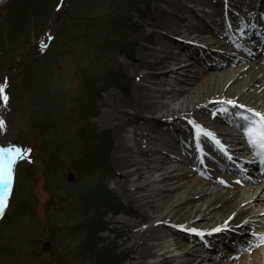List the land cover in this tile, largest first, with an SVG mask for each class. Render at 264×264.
<instances>
[{
	"label": "trees",
	"instance_id": "16d2710c",
	"mask_svg": "<svg viewBox=\"0 0 264 264\" xmlns=\"http://www.w3.org/2000/svg\"><path fill=\"white\" fill-rule=\"evenodd\" d=\"M146 2L7 0L0 5V85L8 97L0 99L5 123L0 133L5 138L16 128L41 152L49 196L38 218L26 194L31 185L26 157L18 160L0 237L13 244L9 232L17 224L20 247L31 250L20 260L23 248L14 243L12 253L17 251L6 264H123L127 259L119 247L125 232L113 219L134 212L105 183L111 133L94 118L103 93L130 89L118 57L132 59L133 43L147 20ZM27 8L31 12L15 21ZM67 170L75 174L73 184L65 180ZM35 229L53 245L44 260L35 255Z\"/></svg>",
	"mask_w": 264,
	"mask_h": 264
},
{
	"label": "rangeland",
	"instance_id": "374dc122",
	"mask_svg": "<svg viewBox=\"0 0 264 264\" xmlns=\"http://www.w3.org/2000/svg\"><path fill=\"white\" fill-rule=\"evenodd\" d=\"M164 2L163 0H147L145 10L147 20H145L143 23L144 29L138 36L140 37L139 40H136L133 43V51L130 52L133 55L132 59H125L122 55L118 57L122 72L130 79V89H133V84L139 82L138 78L134 76V74L136 75V72H138V74H146L150 70L155 72L164 70H177L176 74H170L171 72H168L169 74L166 75V77L160 76L159 78H149L147 83L155 90L159 87L170 86L167 84L170 78L177 77L183 79L185 77V70L181 69H185V66L180 64H186V61H188L190 57L186 56L185 52H179V48L182 46H188L196 50V57L194 59L190 58L189 60L192 65L190 66L191 73L197 71L199 74V79L196 83L198 91L205 89L206 86L210 82H214L215 79L221 80L223 82L228 80V75L232 73H237L238 76L234 81H231V79L228 80L225 85L226 87L231 85L233 89L237 87L238 90H242L244 84H250L253 78L249 72L243 70L245 68L246 60H256L262 58L264 62V34L262 32H258V26H260L259 24L264 21V0H222V7L218 5L216 0H201L199 3L188 2L187 0H164ZM168 2L172 3L175 10L171 9L167 5ZM160 9H164L166 14L164 16V18H166V23L164 25L159 24L158 11ZM188 10H190V12ZM30 12L31 9L27 8L26 12H23L21 15H18L15 18V21L21 22L22 18L24 17V13L26 15ZM182 12H185V15H187L186 18L189 22L198 23L197 26H201L202 29H200L201 27L193 28L187 23H181L179 20L182 17ZM159 25H162L163 30L159 27ZM177 27H179V31L176 32L177 34L171 35L177 30ZM161 30L162 36L159 38L161 43H164L167 47L169 46L172 52L179 53L175 60L170 59L164 64H153V69L144 68L141 70L142 67L138 61L142 55H147L149 52L147 50L148 47L153 46L154 41L160 37ZM212 41H217V44H211ZM154 48H156L155 53L158 57H164L166 55V50H162L159 45H154ZM126 69H129L131 76L127 75L125 72ZM211 76L213 77L211 78ZM171 86L174 87V89H180L184 85L181 83H172ZM225 86L224 89L226 88ZM128 93H120L115 89H111L103 93L98 101L97 113L94 118V121L98 127L106 129L111 133L112 143L109 154L111 173L107 176L105 183L108 189L120 197L124 203L130 205L134 212L133 216L119 214L113 219L117 226L121 227L125 232V235L119 242L120 249H126L128 254V257L123 262V264L137 263V260L134 256V251L132 250V244H136V242L140 240V237L136 238V233L138 230L142 228H148L154 223L158 222L154 218L158 214L152 212L151 209H149L146 201L149 202V205H155L157 202L161 201V199H159L160 196L153 197L152 180L156 179L158 175L163 172V170L160 166L156 169L150 170V168H152V155L156 153V156H158L159 152L169 156V161L162 163V166L166 167V169L171 173L182 174L185 169L187 171L188 169H191L192 171H190L191 173L189 178L190 182L192 181V186L194 187L199 188L198 182L213 176V183L211 182L206 187L207 194L210 191L223 194L225 192L223 186L225 185H228L230 189L236 192V197L228 198L227 201L225 199L218 198L211 201V204L208 202V198L199 199V197H197L191 202H186L184 205H182L183 207L180 209L175 218L170 219L167 217L163 221V226L165 228L169 227V230L171 226H174L184 234H191L193 237H200V241H198V248L202 250L203 246L201 243L204 244V247L209 245V248L211 249L210 252L204 251L209 260H219L218 253L224 252L227 253L226 258L227 256H233L234 254H238V256L229 257L228 259L224 258L221 260V264H253L252 262L255 260L254 258L257 255V262L259 261V264H264L263 260H259V255L261 256L259 249L264 246V243L253 247L251 251L248 249V251L245 250L243 252H237L236 249L228 250V248L232 246L235 247L237 245L238 239L240 237L242 238L243 245L248 248L247 246L252 245L251 242L255 239V236L264 233V226L260 227L255 224V218L259 215H264V200L261 204L250 202L252 197L247 200V198H249L251 195H254V193L257 194L260 190H264V179H262L260 174L259 166L253 165V162L257 161L255 154H250L249 156L248 154H245L248 151L242 148L245 146V143L243 142L244 137L240 139L235 137V140L230 142L232 146L230 145L229 148V145L224 144L225 136L223 134H215L216 139H218L226 149L225 154V152L216 150L218 145H216L212 140L207 137L200 136L202 138L200 141V149L202 148L205 150L200 153L202 154V157L206 159L208 165L205 167L209 170L205 173L198 169L199 164L189 161L188 156L190 152L188 149H186V152H179L176 147L172 149H166V146L161 144L163 140L160 137L163 138L165 136L171 137L173 142L176 145L178 144L177 142L179 140L177 141V138L179 132L178 129L175 128V126H177L178 119L174 120L170 113H155L152 115V119L154 122H156L155 129L159 138H156L155 141L146 147L148 148L147 155L133 156L139 160V166L141 165L144 167V170H150L148 171L149 173L147 175L152 176L148 181H145L147 175L143 174L142 177L135 181L136 175L132 173V169L130 168V173L126 176L127 179L124 180L122 177L124 173L118 171L112 163V157L114 156L115 149L114 136L119 133V130L113 125L112 119L107 117V112L110 115L113 113L117 114L120 117V120L125 122V130L127 129V131H130L135 125V123L129 118L131 117V108L125 106H119L117 108L115 106L117 103L131 101V97H128ZM231 94L233 93L231 92ZM222 100H231V97ZM163 101L169 102V99L164 97ZM223 104L228 105L227 103ZM237 104L240 105L239 103ZM177 107L178 102L172 103L168 106L169 109H176ZM208 114L209 113H206L204 117H206ZM1 115L2 114L0 113V117ZM142 115L147 118L149 117L146 112H144ZM197 124L202 126L201 123ZM203 128L205 129V127ZM237 129L239 132L244 130L242 127ZM2 135L3 134L0 133V157L4 155L3 150L16 148L21 149L22 156L26 155V167H28V175H30L31 180V185L27 189L29 191L26 192V194L33 203L32 207L34 214L38 216V218L43 217L45 212V204L49 198L43 187L42 170L44 167L45 158L41 152H39V150L30 145L28 137L26 135H22L21 132L19 133V131H16V128L10 129L9 135L7 137L4 138ZM191 136L194 138L198 136L197 130L193 124L190 127V131L186 139ZM136 140L142 148L147 146L145 143V137H138ZM211 144H214L216 149L211 147ZM234 145H239V147H233ZM198 151L199 150L196 152ZM226 155L231 157L230 163H232L233 166L230 167L231 169L227 168V161L225 159ZM145 162H147V165ZM67 171L64 173L65 178ZM159 176L160 178H163V176L166 175ZM227 178H230L234 180L236 184L241 185L236 186V184L227 181ZM131 180L134 181L133 184H130ZM176 180L179 181V178L175 179V181ZM121 181L124 183H122V188L120 189L118 185L121 184ZM145 183L146 185L142 187L141 185ZM134 186L140 187L136 190H133ZM180 191H182V187L169 189L164 191V193L167 194V196L173 197L174 195L176 196V194L179 196L178 193ZM146 195L147 197H145ZM12 197L11 187L10 196L8 198L10 202H13L11 201ZM134 197L141 199L135 200ZM241 197L242 200L244 198L242 204L249 202L248 208L246 209L243 217L234 220L230 224L228 223L226 229L216 232V234L213 235L214 239L211 240L210 238H206V234L209 231L216 228L217 226H223L225 221L229 222L233 218L234 214L238 212V209L235 208V202L238 199L241 200ZM198 207H200L202 210H206L207 213L209 212L207 214V218L213 216L216 219L215 221L209 222L207 225H204V222H200L196 225V227H191L203 232L204 235H197L189 231L188 229H190V227L186 226L187 222H180L184 218L189 219L188 222L192 219L200 218L201 212L194 211V209ZM230 217L231 219H229ZM244 220H248L250 223L249 225H244L242 228H240V225ZM207 227L209 228L206 229ZM34 231L33 235L38 238L36 240L37 245L34 247L36 251L35 255L38 260H44L50 255L53 245L50 246V250L48 252L44 251L42 248L43 244L47 241L50 242V240L46 238V234L40 229H35ZM19 232L22 234L20 227L17 224H14V227H12L10 230L9 235L12 239L11 241L17 243L19 249L23 248L22 254L19 253L18 259L27 260V254L31 249L27 247H20L22 244L20 242L21 237L19 238ZM4 237H0V264H6V262L10 261L12 254L17 251L15 250L12 253V248L15 246V244L13 243V245L12 243H8L7 241L9 238L6 236ZM172 237L175 238V236L166 238L167 246L170 245L169 240H172ZM160 243L161 240H155L152 242V251L156 253L155 255L146 258V262L156 264L160 263L161 257L157 255V250L159 248L158 245ZM187 243L188 247H196L195 242L191 241ZM256 244L257 241H255L254 245ZM223 247L226 249L223 250ZM182 251L183 248L174 249L173 246H170L167 255L175 254L176 252L178 255ZM245 256L248 257L245 258Z\"/></svg>",
	"mask_w": 264,
	"mask_h": 264
},
{
	"label": "bare ground",
	"instance_id": "6f19581e",
	"mask_svg": "<svg viewBox=\"0 0 264 264\" xmlns=\"http://www.w3.org/2000/svg\"><path fill=\"white\" fill-rule=\"evenodd\" d=\"M3 0H0V2ZM166 1V0H165ZM188 2H196L199 3L201 0H187ZM218 5L222 7V0H216ZM164 2V0H163ZM166 3V2H164ZM167 5L175 10L172 3L168 2ZM190 9V8H189ZM192 9V7H191ZM190 12V10H188ZM264 12V10H263ZM164 9H160L158 11V18H159V24L164 25L166 23ZM222 15V14H221ZM187 15H185V12H182V17L179 21L181 23H187L191 27H201L197 26L198 23L196 22H189L186 18ZM162 25H159V27L163 30ZM258 26V32H263L264 30V21L259 24ZM177 30L173 32V34H177L176 32L179 31V27L176 28ZM202 29V27L200 28ZM162 30L160 31V37H158L154 43L153 46L148 47V53L147 55H142L140 57V60L138 63H140V66L142 67L141 70L144 68L147 69H153V64H164L170 59H176V56L178 53L185 52L186 56H189L190 58L196 57V50L188 47V46H182L179 48V52H172L170 47L166 46L164 43H161L160 39L162 36ZM164 32V31H163ZM264 41V39H263ZM217 44V41H212L211 44ZM154 45H159L162 50H166V55L164 57H158L155 53ZM189 58V59H190ZM188 59L186 61V64H180L185 66L184 72V78H177L173 77L168 80V87H159L158 89H153L149 86L148 79L151 77L159 78L160 76L163 77L168 75V72L175 73L177 70L172 71H160L155 72L150 70L146 74H138L136 72V76L138 78V83L133 84V89H130L128 93V97H131V101H126L125 103H117L115 106L118 108L119 106H125L131 108V119L132 122L135 123L133 128L130 131L125 130V122L120 120V117L117 114H108L107 117L112 119L113 125L119 130V133L114 136V142H115V149H114V156L112 163L114 164L115 168L118 171H121L124 173L122 176L124 180L127 179V175L130 173V168L132 169V173L136 175V180H138L140 177L143 176V174L147 175L151 169H156L157 167H161L163 172L159 175H166L163 176V178L158 177L156 179L152 180V193L153 197L160 196L159 199H161L160 202H157L155 205H149V202L146 201V204L148 205L149 209H151L152 212L157 213L154 218L156 223L151 225L148 228H142L139 229L136 233V238L140 237V240L136 242V244H132L134 256L137 260L136 264H156V263H150L146 262L145 259L148 257H151L155 255L156 252L152 251L151 244L155 240H161V243L158 245V256L161 257L159 264H170V263H181V264H221L222 259H228L229 257H236L238 254H234L233 256H227V253H218L219 260H209L208 256L204 251L210 252L209 245H206L204 247V244L201 243L203 246L202 250L198 248V241H200V237H193L191 234H184L180 232V230L176 229L174 226L165 228L163 226V221L169 217L170 219H173L177 216L180 209L183 207L186 202H191L192 200L199 197L201 198H208V202L211 203L214 199L222 198L227 201L228 198L236 197V192L228 185L223 186L225 189V192L223 194H219L216 192H209L207 194V185H209L212 181V177H209L206 180H202L201 182H198V187L192 186V181L190 182V171L191 169H188V171L185 169L182 174L181 173H171L166 169V167L162 166V163L169 161L167 154L164 155L162 152H159V155L156 156V153L152 155L151 163L152 168L150 170H144V167L141 165L139 166V160L136 159V157H133L134 155H147L148 152V145L151 144L153 141L156 140V138H159L157 136L156 131V122L153 121L152 115L155 113H170L172 118L178 119L177 126H175L176 129H178V138H177V145L173 142L172 138L169 136L160 137L163 142L161 144L166 146V149H172L174 147L177 148L179 152H186V149L189 150V161H192L193 163L199 164L198 169H200L203 172L209 171L205 166L208 165L206 159L202 157V154L200 152L205 151L202 148L200 149V141L202 140L201 137L197 139V136L194 138L189 137L186 139V137L189 134L190 127L192 124L189 123V121H195L197 123H201L203 127H205L206 130L218 135L223 134L225 137L224 144L230 145L232 141L235 140V137L238 139L244 137V143L245 146L242 148L244 150H247L248 152L245 154H255V157L257 158V161L253 162V165H257L260 168V174L262 176V179H264V159L260 155H257L256 150L250 147V145L247 143V140L244 135V130H240L242 132H239L237 128L241 127L244 123V121L240 118V114L243 113L244 115H248L247 112H245L243 109L233 108L231 105H224L220 103L223 101L222 99H226L231 97V100L235 101L236 103H239L240 105H245L247 108L254 109L260 113H264V62L262 58L259 59H248L246 60L245 70L246 72H249L252 76V81L250 84L243 85L242 90H238L237 87L233 89L231 85H228L227 87L226 82L231 79V81H234L238 74L232 73L228 75V80H225L224 82L218 79H215L214 82H210L205 89L198 91L197 87V80L199 79V74L197 71H194V73H191L190 66L191 62ZM181 68V66H180ZM127 75L131 76V72L129 69L125 70ZM213 76H211L212 78ZM183 82V83H182ZM172 83L177 84H183L184 86L180 89H174L172 87ZM224 86L226 87L224 89ZM131 88V87H130ZM232 90V91H231ZM231 92L233 94H231ZM166 97L169 99V102L163 101V98ZM178 102V107L176 109H169L168 106L172 103ZM227 109V113L220 111V109ZM146 112L149 117H144L142 114ZM117 113V112H115ZM206 113H209L206 117ZM215 114V115H214ZM171 118V119H172ZM131 124V123H129ZM171 133V132H170ZM243 135V136H240ZM138 137H145V143L147 146L144 148L141 147V145L138 143L136 138ZM191 138V139H190ZM189 140V141H188ZM189 143V144H188ZM229 143V144H228ZM199 145V147H198ZM232 146V145H231ZM211 147L216 149V146L214 144H211ZM233 147H239V145H234ZM232 148V147H231ZM195 150V151H194ZM199 150L198 152H196ZM218 150V147L217 149ZM192 151V152H191ZM172 157V156H171ZM246 157V156H245ZM227 161V168L231 169L232 163H230L231 159L226 158ZM147 165V162H145ZM178 170V169H175ZM199 170V171H200ZM156 172V171H154ZM153 174V173H151ZM152 175H147L146 180L148 181L149 178H151ZM208 177V175H207ZM179 178V181L175 179ZM224 180V179H223ZM229 182H232L233 184H236L234 180L227 178L226 179ZM134 181H130V184H133ZM223 182V181H222ZM122 182L119 184V188H122ZM145 184L141 185L142 187L145 186ZM176 185V186H175ZM213 185V184H212ZM240 186L241 184H236V186ZM140 186H134L133 190H136ZM177 187H182V191H180L178 194L179 196L174 195L173 197L167 196V194L164 193V191H167L169 189H174ZM245 192V190H244ZM200 194V196H199ZM147 197V195L145 196ZM252 197V198H251ZM250 200V202H254L255 204H261L264 200V190H260L257 194L254 193V195H251L247 200ZM135 200L141 199L138 197H134ZM242 201H244V198L242 200L238 199L235 202V208L238 209V212H236L233 216V218L228 222L229 224L233 222L236 219H240L243 217L246 209L248 208L249 202L246 204H242ZM212 204V203H211ZM195 212H201L200 218L198 219H192L188 222L189 219L184 218L180 222H187L188 227H196V225L200 222H204V225L209 224L211 221H215L216 219L211 216L207 218L206 210H202L200 207L194 209ZM192 212V211H191ZM190 212V213H191ZM159 216V217H158ZM247 222V223H245ZM248 220H244L240 228H242L244 225H249ZM255 224L262 227L264 226V215H259L255 218ZM207 227L206 229H208ZM211 232V231H209ZM208 232V233H209ZM206 234V238H210L211 240L214 239L213 235L216 234V232H212L210 235ZM261 235H264L262 233ZM175 236V238L172 237V240L170 241V245H166V238ZM259 236V234H258ZM188 239V241H187ZM195 242L196 247H188L187 242ZM240 241V242H239ZM256 239H254L251 243L252 245L247 246L246 248L243 245L242 238L240 237L238 239L237 245L234 247L228 248V250L236 249L237 252H243V251H251L253 248V245L255 244ZM173 246L174 249H181L183 248V251L177 255V252L175 254L167 255L169 252V247ZM208 248V249H206ZM223 250L226 248L223 247ZM248 249V250H247ZM180 251V250H178ZM259 253H261V256L259 255V260L264 261V246H262L259 249ZM256 254V252H255ZM258 254V252H257ZM248 256H245L247 258ZM258 255L255 256V260L252 262L253 264H259L257 262Z\"/></svg>",
	"mask_w": 264,
	"mask_h": 264
},
{
	"label": "snow or ice",
	"instance_id": "6c2138e0",
	"mask_svg": "<svg viewBox=\"0 0 264 264\" xmlns=\"http://www.w3.org/2000/svg\"><path fill=\"white\" fill-rule=\"evenodd\" d=\"M4 93L5 88L3 85H0V99H2L4 102H7L8 97ZM220 103H227L233 108H240L248 113V115H244L243 113L240 114V118L244 121V123L240 126L244 129V135L247 140V143L250 145L251 148L256 150L257 155H260L262 159H264V113H260L254 109L247 108L245 105H238L233 100L221 101ZM220 111L227 113L228 110L222 108L220 109ZM189 123L193 124L195 129L197 130V139H199L200 136L209 138L216 145H218V150H220L221 152H225L226 154V149L221 144V142L216 139L214 133L204 129L195 121H189ZM4 129L5 123L3 120H0V131H3ZM3 152L4 155L0 157V215L4 213V210L7 206L8 198L10 196L11 187L14 179V166L19 159L23 158L21 149L19 148L5 149L3 150ZM230 158L231 157H229V159ZM229 219H231V217ZM227 226L228 222L225 221V224L223 226H217L216 228L212 229L211 232H209L208 234L210 235L212 232H220L226 229ZM188 230L197 235H204L203 232L199 231L196 228H190ZM255 239L257 241V244L253 245V247L264 243V235L255 236Z\"/></svg>",
	"mask_w": 264,
	"mask_h": 264
},
{
	"label": "water",
	"instance_id": "95a60500",
	"mask_svg": "<svg viewBox=\"0 0 264 264\" xmlns=\"http://www.w3.org/2000/svg\"><path fill=\"white\" fill-rule=\"evenodd\" d=\"M4 1H5V0L1 1V2H0V5H1L2 3H4ZM66 179H67L68 183L72 184V183L75 181V175H74V173L71 172V171H68L67 174H66ZM49 249H50V244H49L48 242H45V243L43 244V250H44V251H48Z\"/></svg>",
	"mask_w": 264,
	"mask_h": 264
}]
</instances>
